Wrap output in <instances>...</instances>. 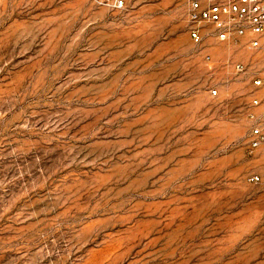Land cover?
Here are the masks:
<instances>
[{
    "label": "rangeland",
    "instance_id": "rangeland-1",
    "mask_svg": "<svg viewBox=\"0 0 264 264\" xmlns=\"http://www.w3.org/2000/svg\"><path fill=\"white\" fill-rule=\"evenodd\" d=\"M186 8L0 0V264H264V48Z\"/></svg>",
    "mask_w": 264,
    "mask_h": 264
},
{
    "label": "built area",
    "instance_id": "built-area-1",
    "mask_svg": "<svg viewBox=\"0 0 264 264\" xmlns=\"http://www.w3.org/2000/svg\"><path fill=\"white\" fill-rule=\"evenodd\" d=\"M97 4L114 9H124L129 0H94ZM186 20L191 39L201 45L210 36L219 41L239 43L242 38L249 48H264V0H186ZM206 58H210L207 54ZM238 71L244 70L243 63H236ZM256 85H264V78L255 80ZM217 89H212L213 95ZM258 105L261 100L254 98ZM252 120L249 149H264V111L249 113ZM253 182L264 181V173H252Z\"/></svg>",
    "mask_w": 264,
    "mask_h": 264
}]
</instances>
